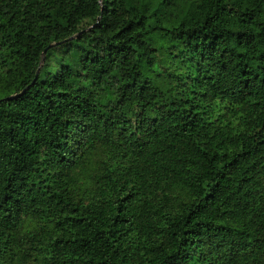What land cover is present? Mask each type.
<instances>
[{"label":"trees","instance_id":"trees-1","mask_svg":"<svg viewBox=\"0 0 264 264\" xmlns=\"http://www.w3.org/2000/svg\"><path fill=\"white\" fill-rule=\"evenodd\" d=\"M0 264H264V0H0Z\"/></svg>","mask_w":264,"mask_h":264},{"label":"water","instance_id":"water-1","mask_svg":"<svg viewBox=\"0 0 264 264\" xmlns=\"http://www.w3.org/2000/svg\"><path fill=\"white\" fill-rule=\"evenodd\" d=\"M73 38H74V37H72V39H73ZM54 45H55V44H54ZM51 46H52V45H51ZM51 46H49V47H51ZM47 49H48V48H47ZM46 51H47V50H45V52L43 53L44 56H45V54H46ZM23 93H25V91H24ZM23 93H22V94H23Z\"/></svg>","mask_w":264,"mask_h":264}]
</instances>
